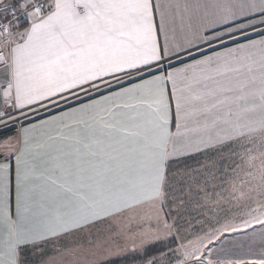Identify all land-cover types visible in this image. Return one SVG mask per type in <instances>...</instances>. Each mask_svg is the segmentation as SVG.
Here are the masks:
<instances>
[{
  "label": "snow or ice",
  "instance_id": "snow-or-ice-1",
  "mask_svg": "<svg viewBox=\"0 0 264 264\" xmlns=\"http://www.w3.org/2000/svg\"><path fill=\"white\" fill-rule=\"evenodd\" d=\"M114 260L264 264V0H0V264Z\"/></svg>",
  "mask_w": 264,
  "mask_h": 264
},
{
  "label": "rangeland",
  "instance_id": "rangeland-1",
  "mask_svg": "<svg viewBox=\"0 0 264 264\" xmlns=\"http://www.w3.org/2000/svg\"><path fill=\"white\" fill-rule=\"evenodd\" d=\"M249 231H251V230H249ZM232 238H233L232 236H229V239H230V240H231ZM236 238H237V239H241L240 237H236ZM242 242L245 243V244L248 243L247 240H242ZM232 251L235 252V253H237V254H239L241 250H240V249H235V248H234V249H232ZM125 264H127V263H125Z\"/></svg>",
  "mask_w": 264,
  "mask_h": 264
},
{
  "label": "trees",
  "instance_id": "trees-1",
  "mask_svg": "<svg viewBox=\"0 0 264 264\" xmlns=\"http://www.w3.org/2000/svg\"><path fill=\"white\" fill-rule=\"evenodd\" d=\"M125 263H127V262L122 261V260H114L113 261V264H125Z\"/></svg>",
  "mask_w": 264,
  "mask_h": 264
},
{
  "label": "crops",
  "instance_id": "crops-1",
  "mask_svg": "<svg viewBox=\"0 0 264 264\" xmlns=\"http://www.w3.org/2000/svg\"><path fill=\"white\" fill-rule=\"evenodd\" d=\"M5 134H9V133H5Z\"/></svg>",
  "mask_w": 264,
  "mask_h": 264
}]
</instances>
